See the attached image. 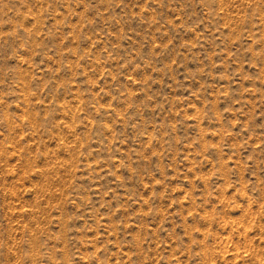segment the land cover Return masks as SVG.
<instances>
[{"label":"rangeland","instance_id":"obj_1","mask_svg":"<svg viewBox=\"0 0 264 264\" xmlns=\"http://www.w3.org/2000/svg\"><path fill=\"white\" fill-rule=\"evenodd\" d=\"M0 264H264V0H0Z\"/></svg>","mask_w":264,"mask_h":264}]
</instances>
